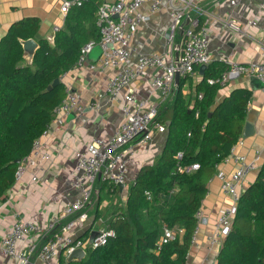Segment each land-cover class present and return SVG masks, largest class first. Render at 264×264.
<instances>
[{
    "label": "trees",
    "instance_id": "1",
    "mask_svg": "<svg viewBox=\"0 0 264 264\" xmlns=\"http://www.w3.org/2000/svg\"><path fill=\"white\" fill-rule=\"evenodd\" d=\"M104 1L81 0L72 6L53 44L39 40L31 63L21 41L36 38L39 18L20 19L1 37L0 201L15 183L16 161L31 152L66 95L65 84L53 82L76 64L83 44L100 40L97 13ZM209 64L195 95L182 94V78H187L182 77L172 104L158 111L155 122L168 125L165 146L141 169L125 205L109 220L107 227L116 236L67 264H186L209 180L241 139L252 96L250 89L239 87L217 102L223 85L208 80L220 77L229 64L208 68ZM194 164L199 168L188 170ZM165 228L173 230V237L164 236ZM216 264H264V162L239 199L233 229Z\"/></svg>",
    "mask_w": 264,
    "mask_h": 264
},
{
    "label": "crops",
    "instance_id": "2",
    "mask_svg": "<svg viewBox=\"0 0 264 264\" xmlns=\"http://www.w3.org/2000/svg\"><path fill=\"white\" fill-rule=\"evenodd\" d=\"M60 7L61 0H0V39L14 22L25 17H37L40 20V30L34 39L38 45L39 40L44 38L53 44L55 37L53 28L55 26L62 28L65 22ZM198 9L202 12L200 23L206 24L209 28L208 51L211 62L208 68L212 65L215 67L221 64L228 65L231 62L264 61V0H239L235 8L230 6L229 0H199ZM231 14L242 21L241 31L226 27L225 21ZM170 21L167 9H161L152 16L150 22L141 23L131 36L132 53L136 55L152 51L161 53L167 51L166 34ZM185 24L187 25V22ZM52 36H54L53 39H50ZM181 37L182 33L178 31V44ZM174 54L177 55V51ZM100 55V52H92L84 69H78L74 65L62 76L61 81L66 88L79 96L83 106L82 114L80 116L74 112L69 115L61 114L59 116L62 119L61 124H58L55 117L49 124L46 135L43 136V142L52 153V159L45 162L46 171L39 181L32 182L34 169L28 170L23 179L14 183L8 190L6 199L0 201V242L15 219H27L45 225L53 217L61 215L64 208L79 193L70 184V173L75 165V152L85 149L95 139L111 138L116 129L122 125L124 116L117 103L112 101L107 93V83L109 77L116 72L115 69L107 68L105 71H100L89 68V63H95ZM24 57L29 63L32 62L27 55L24 54ZM202 78L203 70L200 68L193 76L182 78L184 82L182 94L186 97L195 95L196 86ZM151 82L152 71L149 70L136 77L130 86V91L145 104L159 103V111L170 106L178 85H175L172 95L161 99L153 90ZM239 87L252 91L245 122L250 125V132L247 136L241 137L233 147L237 154L246 155L250 160L258 158V168L243 182L246 190L256 180L264 162V84L258 79L247 76L231 78L219 89L217 102H221L233 89ZM156 123L158 122L152 125V142L137 147L129 167L126 184L96 183L93 198L87 208L89 217L82 228L75 227L77 237L90 238L93 231L107 227L114 213L125 205L129 187L141 169L151 165L160 155L167 139L168 125H164L165 130L160 131L155 127ZM235 167L234 159L228 156L217 165L215 174L210 178L186 264L217 263V256L223 242L212 244L208 237L213 234L221 211L233 203L232 197L222 190L217 173L230 174ZM103 192L104 195H102ZM105 194L112 196L114 200H116L115 196L118 197L113 206L117 208L116 210L111 209L112 211L109 212L110 203L105 200L107 196ZM75 217V214L62 215L60 223L65 224ZM45 240L46 236L42 234L32 236L31 241L35 251L32 254L31 264H67L69 256L63 253L51 263L38 258L39 249ZM0 264L18 263L14 258L5 255L0 248Z\"/></svg>",
    "mask_w": 264,
    "mask_h": 264
},
{
    "label": "built area",
    "instance_id": "3",
    "mask_svg": "<svg viewBox=\"0 0 264 264\" xmlns=\"http://www.w3.org/2000/svg\"><path fill=\"white\" fill-rule=\"evenodd\" d=\"M198 2L199 0H105L101 4L97 13L100 40H91L82 45L75 67L84 69L94 48L101 47L100 57L95 63H89V68L100 71H105L107 68L115 69L116 72L109 77L107 93L109 98L117 103L124 121L111 138L95 139L85 149L75 152V165L70 173V184L79 193L64 208L61 215L53 217L45 225L27 219L12 221L8 232L0 242V248L5 255L14 258L18 264H31L32 254L35 251L31 241L34 234L46 236L45 242L39 249L38 258L47 263H51L61 253L69 256L78 248L87 252L88 248L104 246L116 236L114 229L104 227L98 230L94 238L83 239L76 236L75 227L82 228L89 217L87 208L93 198L96 183L125 185L137 147L148 145L153 140L152 125L159 111V103L145 104L136 98V95L130 91V86L136 77L151 70L153 90L161 99H166L175 90L177 71L180 77H191L197 72L198 66L211 62L208 51L209 28L206 24L200 23L202 12L198 9ZM238 3L239 0H229L233 8ZM80 4L81 0H61L60 12L64 19L72 6ZM161 9H167L171 19L166 34L168 50L162 53L152 51L134 55L130 48L134 30L141 23L150 22L152 16ZM187 20L188 23L184 26L178 44L177 33L182 23ZM250 23L254 22L250 21ZM225 25L234 31L242 30V21L232 14L226 19ZM60 29V26H55L53 35ZM175 51L178 55L174 54ZM240 76L255 78L264 84V61L231 62L229 69L220 77L211 78L208 82L224 85L231 78ZM199 96L202 97V94ZM82 110L79 96L66 88L64 99L54 109V117L58 124H61L62 119L59 118L61 114L69 115L74 112L80 116ZM155 127L160 131L165 130V126L160 123H156ZM46 131L34 140L31 152L20 160L15 173V183L20 182L30 169H34L32 182L39 181L41 175L45 174L44 164L52 159V153L43 142ZM229 156L235 161V170L230 174L218 172L217 176L221 181L222 190L232 197L233 203L219 214L215 230L208 237L212 244L223 242L232 231L238 202L245 191L243 182L258 168V158L250 160L246 155L237 154L234 147ZM197 168L199 164H194L188 170ZM73 214L76 215L75 219L65 224L60 223L62 215ZM173 235L172 229L165 228L166 238H171Z\"/></svg>",
    "mask_w": 264,
    "mask_h": 264
},
{
    "label": "water",
    "instance_id": "4",
    "mask_svg": "<svg viewBox=\"0 0 264 264\" xmlns=\"http://www.w3.org/2000/svg\"><path fill=\"white\" fill-rule=\"evenodd\" d=\"M188 23V20L186 21ZM182 23L181 25V28H180V31L181 33L183 34V31H184V26H185V23ZM22 44H23V47H24V54L27 55L29 57V61H32V58L34 57V54L35 52L37 51V49L39 48V45H38V42L34 39V38H30V39H27V40H22L21 41ZM178 55V54H177ZM207 67L206 64H203L200 66V69L203 70ZM180 74L179 72L177 71L176 72V76H175V85H178L179 81H180ZM61 82V79L60 78H57L55 79V81L53 82V86L57 85L58 83ZM250 125L248 123L245 124V128H244V132H243V135L242 137H245L247 136V134L250 132V129H249ZM17 163H20V160H17L16 161ZM98 233V231H93L91 233V236L90 238H94V236ZM86 256V252L84 251V249L82 248H78L76 250H74L70 255H69V262L72 261V260H82L84 257Z\"/></svg>",
    "mask_w": 264,
    "mask_h": 264
},
{
    "label": "rangeland",
    "instance_id": "5",
    "mask_svg": "<svg viewBox=\"0 0 264 264\" xmlns=\"http://www.w3.org/2000/svg\"><path fill=\"white\" fill-rule=\"evenodd\" d=\"M93 53H101V47L100 46H96L95 48H94V50L92 51ZM92 54V53H91ZM107 184V183H106ZM106 191V190H105ZM102 195H104V192L102 193ZM105 195H107L106 196V198H105V200H108L109 201V203H110V210H109V212H111L112 210L111 209H117L116 207L114 208L113 206H115V202L118 200V197L117 196H115V199L116 200H114V198L112 197V196H109L108 194H105ZM102 208H103V206H102ZM105 211V210H104ZM92 213V212H91Z\"/></svg>",
    "mask_w": 264,
    "mask_h": 264
}]
</instances>
